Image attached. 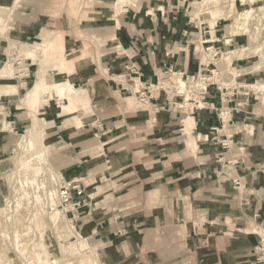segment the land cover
Returning a JSON list of instances; mask_svg holds the SVG:
<instances>
[{
    "label": "rangeland",
    "instance_id": "rangeland-1",
    "mask_svg": "<svg viewBox=\"0 0 264 264\" xmlns=\"http://www.w3.org/2000/svg\"><path fill=\"white\" fill-rule=\"evenodd\" d=\"M37 8L50 9L48 16L51 21L45 17V25H40L43 28L40 36L19 38L13 29L15 21L22 13L29 14ZM248 9L252 13L246 23L241 13ZM119 13L120 20L128 14L156 19V23L164 21L171 24L174 16H179L178 20L188 25L189 34L186 38L191 35L199 62L202 63V59L207 57L208 62L203 64H210L211 68L216 65L223 81L230 82L234 76L247 73L251 68H261L246 78L250 79L248 83L252 84L251 88L255 91L252 97H256L257 103L264 110V0H128L124 4H120L119 0H0V28L3 29L0 31V73L4 65L11 68L9 76L0 78V264H158L157 257L164 249L171 246L169 249L173 251L176 247L173 244L174 230L168 229L160 232V241L159 232L151 231L148 235L142 233L138 239L118 247L99 236H89L83 227L82 212L85 206L80 208L79 217L75 218L59 196L60 186L64 181L61 176L65 177V174L70 175L72 170L79 169L74 166L76 160L67 158L68 154H73L74 148L66 149L65 136L72 127L83 128L88 123V117L94 113L93 95L82 84L84 78L88 73L93 74L94 68H98L106 79H113L122 87L126 85L121 83L124 79L109 71L105 63L109 55L117 56L118 59L126 57L122 55V48H116V41L112 37L117 29L114 16ZM210 28L214 39L224 34L243 38L244 41L235 49L255 53L250 65L237 68V62L233 60L229 65L230 59H224L231 54L223 51L216 56L214 49L206 51L208 44L203 47L202 43ZM45 32L49 33L48 40H54L59 48L53 50L44 44H34L44 41ZM32 44L34 45L31 46ZM27 49L33 50V55L27 56ZM35 55L38 56L36 61ZM42 66L53 87L42 85L39 91L30 93L37 79L40 81L41 75H37V71ZM163 77L164 75L161 79ZM70 84L76 89L86 90L87 98L85 104L81 102L63 113L67 109L66 105L74 102L76 91L72 89L70 92ZM8 88H13L16 92ZM61 88H65V91ZM53 89L58 95H51ZM133 90L136 92L138 88L133 86ZM36 94L37 99L40 96L43 98L38 107L30 109L23 104L25 96ZM129 103V108L149 109L151 121L157 117L152 111V101L147 105L138 103L134 97ZM169 107L181 115L178 117L180 121L193 116L191 113L199 109L197 105L189 107L184 104L182 108H175L172 104ZM183 121L179 122L180 129L187 125ZM91 123L93 124L92 121ZM187 136H178L172 140V146L170 150H166V154H173L177 149L184 148L185 153L188 151L197 156V150L188 143L195 139ZM99 137L100 135L91 133L82 134L79 138L99 141ZM178 140L185 142L179 143ZM175 145L182 146L175 148ZM98 146L100 147L88 152L91 157L87 156L86 159L90 162L84 166L93 170L94 166L102 162L107 169L102 178L95 181L94 171L89 172L92 175L87 178V170L82 167L80 170L84 173L74 179L79 180L78 183L85 190L86 206L91 205L93 209L89 220L95 213L101 212L99 219L108 214L113 222L119 223L132 217L129 212L133 208H141V193L132 196L127 191L128 185L134 180L131 172L137 174L134 167L139 171L141 166L135 164L139 162L137 158L134 166L119 171V163L124 161L123 166L126 165L125 156L116 164L110 163L111 157L96 159L94 155H99L107 147L100 143ZM230 147H234V141ZM108 172L112 174L111 177ZM116 172H120L117 177L119 175V179L125 181L117 183ZM88 191L90 192L87 194ZM95 191L99 193L96 196ZM112 191L122 192L125 196L115 198L110 196ZM101 194L104 197H100ZM173 207L170 201L162 207L167 214L162 217L166 222L175 219ZM252 231L258 232L256 228ZM253 264L263 263L257 260Z\"/></svg>",
    "mask_w": 264,
    "mask_h": 264
},
{
    "label": "crops",
    "instance_id": "crops-1",
    "mask_svg": "<svg viewBox=\"0 0 264 264\" xmlns=\"http://www.w3.org/2000/svg\"><path fill=\"white\" fill-rule=\"evenodd\" d=\"M49 12L50 9L37 8L29 14L22 13L13 28L17 36L21 39L40 36L43 32L40 25H45V17L51 21ZM178 17L174 16L171 24L164 21L156 23V19H144L128 14L120 20V13L115 15L117 29L112 37L116 41V48H122V55L126 57L118 59L117 56L109 55L105 62L109 71L121 79L128 73L127 68L133 66L140 72L142 83L147 86L156 84L169 68L190 74L198 72L201 69L200 58L195 55L196 47L191 42V35L186 38L189 34L188 25L183 24L185 22L178 20ZM212 33L210 28L203 42H206L208 47L231 54L224 59L229 58L231 64L233 60L237 62V68H245L255 58L252 51L235 49L244 41L243 38L224 34L214 39ZM43 38V42L34 44H44L52 49L59 48V44L54 40H48L49 33L45 32ZM240 51L244 52V55ZM207 62V57L202 59V63ZM254 72L258 71L251 68V71L238 76L240 80L248 82L250 79L246 76ZM38 74L41 75L40 81L37 79L30 93L39 91L42 85L53 87V83L43 71V66L37 71ZM121 83H126V88L113 79L103 77L98 68H94L93 74L88 73L84 78L82 84L93 95L94 113L89 119H85L88 123L83 128L72 127L65 136L66 149L74 148L73 154H68L67 158L76 160L74 166L79 168L72 170L70 175L65 174V177L68 180H76L74 178L84 173L80 170L84 167V170L88 171H85L87 178L92 175L89 172L94 171V180H100L107 171L102 162L94 166L93 170L84 166L90 162L86 159L87 156L91 157L88 152L99 148L100 143L101 146L107 147L103 152L100 151L99 155H94L96 159L102 156L111 157L110 163L116 164L125 156L126 165L123 166L124 161L119 163V171L135 164L141 166L139 171L134 167L137 174L131 172L134 180L127 188L132 196L141 193V208H133V211L129 212L132 217L118 223L113 222L106 211L103 218L99 219L101 212H98L89 220L92 208L91 205L85 206L82 212L85 233L89 236H99L100 239L113 245L115 243L114 246L118 247L138 239L143 234L148 235L151 231L159 232L160 241L161 231L174 230L173 244L176 247L173 251L169 249L171 246H168L167 250L164 249L157 257L158 264L256 263L263 255L257 247L264 238V110L259 102L252 97L247 111L237 114L235 121L227 124L228 126H222L215 110H196L192 112L195 127L192 134L187 136L184 128L180 129L179 125L184 119L180 121L178 117L181 115L169 107L174 101H182V96L152 92V96L148 97L152 98V111L157 117L151 121L149 109L129 108V100L134 97L138 103H143L141 96L133 90L131 79ZM70 85L76 91L74 102L72 105L68 103L63 113L81 102H86L87 91ZM51 92V95H58L55 89ZM37 95L23 98V104L30 109H33V106L38 107L43 98L40 96L37 99ZM237 100L245 101L246 98L239 96ZM206 101L220 105V92L215 86L209 89ZM91 133L100 135L99 141L79 138L82 134ZM110 134L117 136L112 137ZM178 136L195 139L188 143L197 150V156L188 151L185 153L184 148L177 149L173 154H166V150H170ZM229 137L234 139V147L225 149L221 141ZM94 144L97 145L92 148L91 145ZM181 146L175 145V148ZM119 173H115L117 183L125 181L119 179ZM108 174L111 177L112 174ZM96 189L97 187L94 190ZM97 194L99 193L95 191V196ZM110 196L120 199L125 194L112 191ZM100 197L104 195L101 194ZM169 201L174 206L175 219H172V222H166V219L162 218L167 215L162 207ZM137 213L139 215H135ZM255 228L258 232L252 231ZM144 241L146 242L145 238Z\"/></svg>",
    "mask_w": 264,
    "mask_h": 264
},
{
    "label": "built area",
    "instance_id": "built-area-1",
    "mask_svg": "<svg viewBox=\"0 0 264 264\" xmlns=\"http://www.w3.org/2000/svg\"><path fill=\"white\" fill-rule=\"evenodd\" d=\"M204 44H206V42L202 43L203 47ZM212 49L214 48L208 47L206 51ZM214 50L216 56L222 53L220 49ZM127 70L128 73L124 74L121 78L124 79V82L127 79H131L134 83V87L138 88L136 93L141 96L143 103L147 105L151 103L152 98L148 96H152V92L160 91V93L177 94L178 96H182V101H174L172 105L175 106V108H182L184 104L189 107L197 105V107H199L198 110L208 108L215 110L223 126L233 123L237 114L247 111L250 105V99L255 95V91L251 88L252 84L240 80L238 75L236 77L234 76V79L230 82L223 81L221 78L222 74L216 65L211 68L210 64L201 63V69L194 74L169 68L165 72L163 79L158 80L154 85L148 86L142 83V76L136 68L130 66ZM212 86H215L220 92L219 106L206 101V96ZM239 96L245 97L246 100L238 101L237 98ZM254 98L256 99V97ZM189 109L190 111L192 110V108ZM232 143V137L221 141V145L225 149H229ZM61 178H63L64 181L60 186V200L66 205L69 212L73 213L74 217L77 218L79 217L80 208L87 205V199L84 197L86 196L85 190L82 188V185L78 183L79 181L66 180L63 176H61ZM257 250L263 254L259 257L258 261L264 264V239L261 240Z\"/></svg>",
    "mask_w": 264,
    "mask_h": 264
},
{
    "label": "bare ground",
    "instance_id": "bare-ground-1",
    "mask_svg": "<svg viewBox=\"0 0 264 264\" xmlns=\"http://www.w3.org/2000/svg\"><path fill=\"white\" fill-rule=\"evenodd\" d=\"M128 0H119V3L120 4H124V2H127ZM208 5V4H207ZM251 13H252V10H250V9H248L247 11H245V12H243V13H241V15H242V19H245L246 20V23H247V20H249V18H250V15H251ZM240 17V16H239ZM241 18V17H240ZM241 23H242V21H241ZM246 25V24H245ZM248 25V24H247ZM242 26H240V28H241ZM1 30H3V29H1L0 28V31ZM237 33V32H236ZM233 34V33H232ZM37 46H41V45H37ZM33 50H31V49H27L26 51H25V54L27 55V56H30V55H33ZM36 57L34 58L35 59V61L38 59L37 57V55H35ZM229 65H231V63L229 64ZM257 71H259L261 68H255ZM10 72H11V68L9 69L8 68V66H6V65H4L2 68H1V73H0V78H5L6 76H9V74H10ZM182 84H184V83H182ZM10 87V86H9ZM59 87V86H58ZM69 88H71V87H69ZM9 90H13V88H8ZM65 88H61V90L62 91H65L64 90ZM256 89H257V87H256ZM13 91H15V90H13ZM16 92V91H15ZM70 92H72V88L70 89ZM26 97V96H25ZM70 98V97H69ZM70 100H71V98H70ZM192 114V113H191ZM193 115V114H192ZM184 123H187V125L184 127L185 129V132H186V134L187 133H189L190 131H192L193 129H194V127H195V122H194V117L193 116H190L189 118H186L184 121H183ZM37 174V173H36ZM37 201H38V199H37Z\"/></svg>",
    "mask_w": 264,
    "mask_h": 264
}]
</instances>
